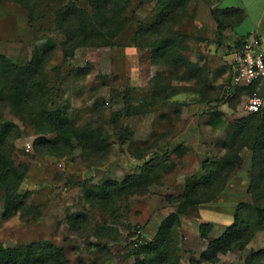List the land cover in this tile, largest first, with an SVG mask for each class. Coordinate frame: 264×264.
Returning a JSON list of instances; mask_svg holds the SVG:
<instances>
[{
  "label": "rangeland",
  "instance_id": "rangeland-1",
  "mask_svg": "<svg viewBox=\"0 0 264 264\" xmlns=\"http://www.w3.org/2000/svg\"><path fill=\"white\" fill-rule=\"evenodd\" d=\"M69 1L94 9L91 0H0V53L26 63L48 49L40 62L47 109H59L73 125L89 127L105 146L87 151L70 134L40 130L28 104L21 112L0 104V144L25 170L17 204L7 214L0 184V242L16 246L48 240L64 249L65 264H134L135 247L152 240L162 220L176 210L187 178L203 175L202 162L225 153L238 119L250 113L248 97L262 87L250 95L240 91L235 101L230 97L239 87L233 81L235 49L251 32H243V19L217 26L213 10L228 7L220 0L185 2L175 16V36L182 41L183 56L201 68L196 78L185 79L182 64L153 60L156 35L146 31L134 40L139 28L158 20V0H128L122 12L127 20L113 38L107 40L101 30L91 44L65 50L57 11ZM87 65L86 73L77 72ZM163 78L175 92L161 101L156 95ZM38 104L31 102L33 108ZM217 115L220 120L213 124ZM41 137L55 144H42ZM240 155L242 164L214 199L180 214L171 232L178 264H250L247 256L264 246V229H259L244 248L220 254L217 263L200 255L208 242L200 235L202 222L212 224L208 235L215 237L239 204L255 202L253 151L244 146ZM147 166L154 168L153 179L131 184L110 203L92 193L97 184L130 180ZM251 264H264V259Z\"/></svg>",
  "mask_w": 264,
  "mask_h": 264
},
{
  "label": "trees",
  "instance_id": "trees-1",
  "mask_svg": "<svg viewBox=\"0 0 264 264\" xmlns=\"http://www.w3.org/2000/svg\"><path fill=\"white\" fill-rule=\"evenodd\" d=\"M28 1V0H20ZM128 0H91L93 10L69 1L57 11L59 26L64 30L66 38L64 49H72L82 44H91L99 32H106V38H113L120 27L125 24L127 17L122 14ZM149 2L150 0H142ZM188 0H158L162 12L158 20L146 24L135 33L134 40L142 37L144 32L156 35L153 46V60L158 63L176 66L182 64L184 69L181 78H196L201 69L193 61L185 58L181 51L182 41L175 36V16L178 10ZM244 10L239 7L214 9L212 16L217 26L222 28L225 24L239 22L244 17ZM238 44V43H237ZM48 49L42 53H35L33 59L26 63H17L10 57L0 53V104H11L21 112L27 108L29 116L33 118L36 126L43 132H62L74 136L78 144L87 151L105 146L101 137L94 136L89 127L75 126L67 114L59 109H47L46 102L48 88L46 75L40 63ZM89 66L78 67L77 72L84 74ZM230 101L239 98L240 91L249 95L254 92V84L237 87ZM175 92L169 78H163L156 95L157 100L163 101L166 96ZM264 95V88L258 91ZM39 102L36 108L31 102ZM150 105L153 102L149 103ZM233 105L235 103H232ZM36 117L38 120H36ZM212 121L216 124L218 115ZM69 146L70 138L66 137ZM40 143L54 145L55 141L45 137ZM223 155L212 159H205L202 168L203 175L195 178L188 177L182 194L178 197L177 208L162 220V223L150 241L138 244L134 249V264H178L179 254L176 243L171 244L172 229L180 224V214L187 213L191 206L214 199L226 186L230 174L242 164L240 150L250 147L253 151V170L251 172V190L255 198L252 205L239 204L235 209L233 220L225 227L223 232L215 237L208 234L212 229L210 222L200 224V235L207 238L206 247L201 251L205 261L217 263L220 254H225L235 248H244L254 233L264 229V105L256 111L238 119L232 139L226 145ZM25 170L10 158L9 150L0 144V184L6 195V214L16 206L17 190L24 177ZM155 172L152 166H147L139 174L131 176L129 180L118 182L109 180L97 184L92 193L102 202L110 203L116 197L128 190L131 184H145L153 179ZM264 259V246L252 250L247 256V263H254ZM66 256L62 247L54 245L48 240L6 246L0 242V264H65Z\"/></svg>",
  "mask_w": 264,
  "mask_h": 264
},
{
  "label": "built area",
  "instance_id": "built-area-1",
  "mask_svg": "<svg viewBox=\"0 0 264 264\" xmlns=\"http://www.w3.org/2000/svg\"><path fill=\"white\" fill-rule=\"evenodd\" d=\"M233 81L239 86L264 82V43L256 38H246L237 45L233 58ZM264 105V95L253 93L246 107L256 111Z\"/></svg>",
  "mask_w": 264,
  "mask_h": 264
},
{
  "label": "crops",
  "instance_id": "crops-1",
  "mask_svg": "<svg viewBox=\"0 0 264 264\" xmlns=\"http://www.w3.org/2000/svg\"><path fill=\"white\" fill-rule=\"evenodd\" d=\"M220 4L228 7H239L244 10V18L240 24L244 33H250L264 43V0H220ZM240 31V33H243ZM264 88V82L258 85Z\"/></svg>",
  "mask_w": 264,
  "mask_h": 264
}]
</instances>
